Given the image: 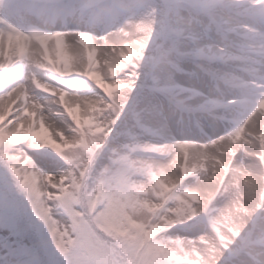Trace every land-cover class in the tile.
Masks as SVG:
<instances>
[{
	"label": "snow or ice",
	"instance_id": "obj_1",
	"mask_svg": "<svg viewBox=\"0 0 264 264\" xmlns=\"http://www.w3.org/2000/svg\"><path fill=\"white\" fill-rule=\"evenodd\" d=\"M0 264H264V0H0Z\"/></svg>",
	"mask_w": 264,
	"mask_h": 264
}]
</instances>
